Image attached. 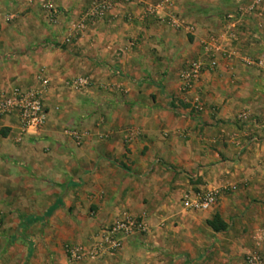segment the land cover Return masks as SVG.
I'll list each match as a JSON object with an SVG mask.
<instances>
[{
  "label": "crops",
  "instance_id": "1",
  "mask_svg": "<svg viewBox=\"0 0 264 264\" xmlns=\"http://www.w3.org/2000/svg\"><path fill=\"white\" fill-rule=\"evenodd\" d=\"M52 4L48 21L33 0H0V89L48 81L38 129L15 142L16 116L0 117V264H242L250 250L264 259V0H135L80 32L70 23L88 0ZM167 13L190 30L169 26ZM227 34L229 57L181 93L178 75L201 43ZM77 77L84 87L70 85ZM72 129L85 134L78 144ZM189 189L215 191V206L182 212ZM52 205L44 226L27 225ZM122 215L146 231L111 256L65 259L64 242L87 244ZM214 216L219 232L206 224Z\"/></svg>",
  "mask_w": 264,
  "mask_h": 264
},
{
  "label": "built area",
  "instance_id": "2",
  "mask_svg": "<svg viewBox=\"0 0 264 264\" xmlns=\"http://www.w3.org/2000/svg\"><path fill=\"white\" fill-rule=\"evenodd\" d=\"M44 12L48 21H53L57 13L52 0H33ZM135 0H88L86 8L79 19L70 23V28L78 32L83 31L86 24L103 19L106 13L116 6H123ZM158 7L146 6L144 16H156ZM162 19L173 28L190 30L189 25H183L171 13L164 14ZM224 40L211 37L201 43L200 56L190 60L178 75V89L181 93H187L192 89L195 81L204 73L212 72L220 58L229 57L231 43L234 40L226 35ZM262 65L261 61L256 63ZM37 86L31 89L8 87L0 89V117L14 114L18 123V134L15 142L20 141L28 131H35L45 120V110L42 105L43 95L48 81L42 76L36 78ZM70 85L84 87L86 80L81 77L73 79ZM197 110L200 107L196 106ZM68 137L76 144L80 143L85 134L75 129L65 130ZM180 210L184 213L204 212L215 206L216 192L212 190H186L180 197ZM146 231V225L141 217L122 215L112 223L99 228L87 244H72L64 247L65 259L70 263L82 261H95L116 253L123 238L142 234ZM242 264H264V259L256 250L245 253Z\"/></svg>",
  "mask_w": 264,
  "mask_h": 264
},
{
  "label": "trees",
  "instance_id": "3",
  "mask_svg": "<svg viewBox=\"0 0 264 264\" xmlns=\"http://www.w3.org/2000/svg\"><path fill=\"white\" fill-rule=\"evenodd\" d=\"M56 207L57 205H52L51 207L48 208V210L41 217H32L31 219H29L27 225L31 224L32 222H40L42 226H44L45 220L50 216V214ZM24 220L25 219H23L22 222H24ZM20 224H21V221H20ZM206 224L211 228L213 232H219L224 228L222 222L218 219L217 216H214L211 221H207Z\"/></svg>",
  "mask_w": 264,
  "mask_h": 264
},
{
  "label": "rangeland",
  "instance_id": "4",
  "mask_svg": "<svg viewBox=\"0 0 264 264\" xmlns=\"http://www.w3.org/2000/svg\"><path fill=\"white\" fill-rule=\"evenodd\" d=\"M13 7V6H12ZM80 223H76L75 225H79ZM81 224H84V226H86V224H89L88 222L86 223H82L81 222ZM80 224V225H81ZM40 234H41V236H42V231L40 232ZM81 243V242H80ZM72 244H79V243H71V242H69V241H66V242H64L63 244H62V248H63V250H64V247L66 246V245H72Z\"/></svg>",
  "mask_w": 264,
  "mask_h": 264
}]
</instances>
